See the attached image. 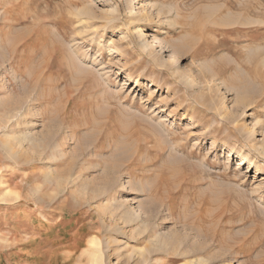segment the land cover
Instances as JSON below:
<instances>
[{
    "label": "rangeland",
    "instance_id": "1",
    "mask_svg": "<svg viewBox=\"0 0 264 264\" xmlns=\"http://www.w3.org/2000/svg\"><path fill=\"white\" fill-rule=\"evenodd\" d=\"M124 1L0 0V264H264V0Z\"/></svg>",
    "mask_w": 264,
    "mask_h": 264
},
{
    "label": "bare ground",
    "instance_id": "2",
    "mask_svg": "<svg viewBox=\"0 0 264 264\" xmlns=\"http://www.w3.org/2000/svg\"><path fill=\"white\" fill-rule=\"evenodd\" d=\"M117 2H121L122 0H116ZM126 1V5H128V8H129V10H128V12L129 13H131L134 9H133V3H134V0H125ZM125 1L123 2L124 4H125ZM119 6V5H118ZM120 7V6H119ZM126 11V10H125ZM135 11V10H134ZM133 14H136L135 12L133 13ZM129 15V14H128ZM130 19V18H129ZM146 44V43H145ZM144 43H142L141 45H142V47H146V45H145ZM149 46V45H148ZM149 51V50H148ZM172 57V56H171ZM156 59V58H155ZM243 96H244V94H243ZM245 97V96H244ZM164 119V118H163ZM260 154V153H259ZM126 219L127 220H131L132 219V217L131 216H129L128 214H127V216H126ZM173 237V235H172V233H167V234H165V235H162V234H157V235H154V238L153 239H151L150 240V245H151V249H149V248H147L148 249V252H149V254L152 256V255H154L156 252H157V250H162L163 251V253H162V255H163V259H164V261L161 263V264H169V262L172 260V258H169L168 257V251H167V249L164 247V246H162V245H159L158 243H161V242H163V241H166L165 242V246H167V244H168V242H174L175 241V239L174 238H172ZM155 243H157V245L155 244ZM89 244L90 245H92V246H94V250L95 251H93V254H92V257H91V259H92V264H103L102 263V253H100L101 251H99V249L97 248V246H98V242L96 241V240H91L90 242H89ZM172 246H174V243H172ZM187 252H189V251H187ZM193 258H190V259H187V261L186 262H184L183 264H192V263H196V264H203V262H205V260L204 259H202V257L201 256H198V255H194V256H192Z\"/></svg>",
    "mask_w": 264,
    "mask_h": 264
}]
</instances>
